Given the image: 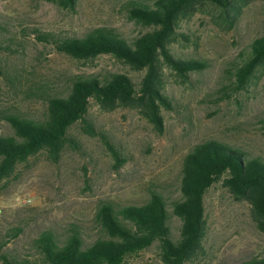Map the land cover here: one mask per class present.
Wrapping results in <instances>:
<instances>
[{
	"label": "rangeland",
	"instance_id": "374dc122",
	"mask_svg": "<svg viewBox=\"0 0 264 264\" xmlns=\"http://www.w3.org/2000/svg\"><path fill=\"white\" fill-rule=\"evenodd\" d=\"M126 1L78 0L69 9L43 0H0V109H16L30 117H41L45 109L42 102L26 99L13 89L5 77L10 72L23 76V82L44 81L58 90H65L70 77L80 73L123 72L138 80L140 72L108 55L73 59L37 42L33 34L38 29L81 37L108 27L132 40L149 29L128 17ZM218 15L204 6L180 22L175 53L207 59L210 66L187 80L165 70L166 90L175 111H162V133L134 109L106 112L91 102L87 118L107 136L124 159L122 165L116 167L102 139L86 135L78 123L71 133L79 139L80 150L65 148L57 162L39 152L20 163L9 179L0 181V236L8 229H22L0 248V254H26L40 232L63 233L70 224L95 236L94 214L104 200L139 205L148 187L176 197L182 159L202 141L219 140L264 159V69L247 89L229 92L225 88L235 81L229 73L230 62L264 34V0L248 2L231 26ZM224 92L229 94L220 100ZM11 134L10 127L0 121V136ZM204 209V251L187 264H243L264 258V232L257 228L245 201L235 200L217 183L207 191ZM170 223L178 233L179 219L172 217ZM125 264L164 263L154 243L128 257Z\"/></svg>",
	"mask_w": 264,
	"mask_h": 264
},
{
	"label": "trees",
	"instance_id": "16d2710c",
	"mask_svg": "<svg viewBox=\"0 0 264 264\" xmlns=\"http://www.w3.org/2000/svg\"><path fill=\"white\" fill-rule=\"evenodd\" d=\"M43 1L73 9L78 0ZM250 1L127 0L128 17L149 29L132 40L108 27L92 29L81 37L34 29L35 40L58 53L77 60L108 55L141 76L135 80L123 72L80 73L70 77L65 90H58L44 81L23 82V76L19 78L10 72L5 77L13 89L26 99L42 102L45 109L41 117H30L16 109H0V121L12 132L0 136V181L9 179L20 163L39 152L57 162L65 148L80 150L79 139L71 133L78 123L86 135L102 139L116 167L122 165L124 159L107 136L87 118L91 102L106 112L134 109L162 133V111H175L166 90L165 70L187 80L190 74L204 72L210 66L207 59L182 58L173 50V42L181 35L178 29L181 20L201 7L210 6L219 12L218 18L224 24L231 26ZM230 69L235 81L225 88L229 92L247 89L264 69V34L253 39L230 62ZM229 92H224L220 100ZM217 183L235 200L249 205L253 221L264 232V159L209 139L193 146L183 157L176 197L148 187L146 199L139 205L101 201L94 214L95 236L75 224H70L63 233L46 229L31 240L26 254H0L2 264H125L128 257L154 243L158 244L164 264H187L204 251L207 233L204 197ZM172 217L180 222L176 234L171 228ZM21 232V227L8 229L0 236V248ZM243 264H264V258Z\"/></svg>",
	"mask_w": 264,
	"mask_h": 264
}]
</instances>
